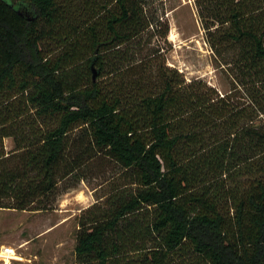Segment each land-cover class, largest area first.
<instances>
[{
  "label": "trees",
  "instance_id": "1",
  "mask_svg": "<svg viewBox=\"0 0 264 264\" xmlns=\"http://www.w3.org/2000/svg\"><path fill=\"white\" fill-rule=\"evenodd\" d=\"M153 3L0 0V210L49 211L108 161L77 264H264V0H194L242 105L167 66Z\"/></svg>",
  "mask_w": 264,
  "mask_h": 264
},
{
  "label": "rangeland",
  "instance_id": "2",
  "mask_svg": "<svg viewBox=\"0 0 264 264\" xmlns=\"http://www.w3.org/2000/svg\"><path fill=\"white\" fill-rule=\"evenodd\" d=\"M152 9L156 19L169 25L168 38L158 44L164 49L168 67L178 70L188 83L203 81L223 96H234L240 105L248 104V93L238 88L233 66L226 64L233 62L234 54L220 57L211 50L194 0H155ZM15 144L14 138L5 139L6 152L15 150ZM102 166L98 168L99 162L93 165L86 180L73 188L65 189L74 181L61 185L57 202L49 211L0 210V246L15 247L23 258L13 264H77V219L84 210L102 203L121 174L111 162Z\"/></svg>",
  "mask_w": 264,
  "mask_h": 264
},
{
  "label": "built area",
  "instance_id": "3",
  "mask_svg": "<svg viewBox=\"0 0 264 264\" xmlns=\"http://www.w3.org/2000/svg\"><path fill=\"white\" fill-rule=\"evenodd\" d=\"M23 258L18 254L15 247L0 246V262L3 264H13L14 262H21Z\"/></svg>",
  "mask_w": 264,
  "mask_h": 264
},
{
  "label": "water",
  "instance_id": "4",
  "mask_svg": "<svg viewBox=\"0 0 264 264\" xmlns=\"http://www.w3.org/2000/svg\"><path fill=\"white\" fill-rule=\"evenodd\" d=\"M97 77H98V73H97L96 69L93 66V81H96Z\"/></svg>",
  "mask_w": 264,
  "mask_h": 264
},
{
  "label": "bare ground",
  "instance_id": "5",
  "mask_svg": "<svg viewBox=\"0 0 264 264\" xmlns=\"http://www.w3.org/2000/svg\"><path fill=\"white\" fill-rule=\"evenodd\" d=\"M172 37V39L174 38V36H171Z\"/></svg>",
  "mask_w": 264,
  "mask_h": 264
},
{
  "label": "crops",
  "instance_id": "6",
  "mask_svg": "<svg viewBox=\"0 0 264 264\" xmlns=\"http://www.w3.org/2000/svg\"><path fill=\"white\" fill-rule=\"evenodd\" d=\"M13 211V210H12Z\"/></svg>",
  "mask_w": 264,
  "mask_h": 264
}]
</instances>
